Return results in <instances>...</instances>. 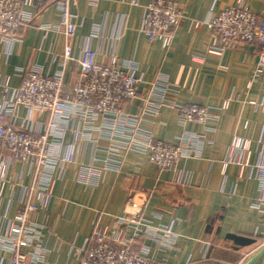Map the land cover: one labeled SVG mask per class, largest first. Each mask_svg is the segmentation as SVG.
Returning a JSON list of instances; mask_svg holds the SVG:
<instances>
[{
	"label": "crops",
	"instance_id": "0c3cea01",
	"mask_svg": "<svg viewBox=\"0 0 264 264\" xmlns=\"http://www.w3.org/2000/svg\"><path fill=\"white\" fill-rule=\"evenodd\" d=\"M39 1L40 6H24L33 20L20 30L21 40L0 44V81L9 80L11 88L20 86L23 71L37 66L53 75L63 62L66 37L42 28L57 25L61 12L48 0ZM152 1L76 0L71 6L78 16L71 42L74 57L79 58L83 49L90 47L99 60L106 62L113 53L119 64L132 61L142 81L141 93L164 76L176 85V90L168 93L171 99L208 107L218 119L183 126L173 110L163 108L140 123V128L159 141L172 143L188 133L203 137L199 156L180 160L172 170H159L148 154L138 152L122 153L119 170H106V154L83 144L76 161L66 165L64 178L57 181L48 207L31 215V220L42 226L39 244L47 253L41 264H79V250L90 242L94 231H114L127 202L140 197L146 202L145 220L155 228L170 229L176 238L170 247L145 235L134 237L132 228H124L122 244L134 250L147 248L153 264H244L264 239L263 214L255 207L261 195L255 168L264 165V75L255 74L258 49L244 45L221 55L211 53V30L205 25L193 26L197 20L208 22L237 0H177L185 18L167 48L141 32L144 8ZM244 2L256 15L264 14V0ZM97 27L99 36L91 38ZM79 70L76 61L67 62L64 79L68 87L77 82ZM5 95L1 85L0 105ZM227 100L228 108L219 110ZM123 109L137 113L139 100ZM27 117V110L19 108L16 125H22ZM48 118V114L35 116L30 125L41 130ZM236 138L250 142L249 150L241 155L232 150ZM71 141L68 138L66 143ZM234 157L236 161H230ZM84 167L92 170L87 172ZM8 177L11 184L0 196V235L7 219L25 205L23 187L32 184L33 169L15 162ZM10 257L0 247V260ZM254 264H264V254Z\"/></svg>",
	"mask_w": 264,
	"mask_h": 264
},
{
	"label": "built area",
	"instance_id": "2783aa9c",
	"mask_svg": "<svg viewBox=\"0 0 264 264\" xmlns=\"http://www.w3.org/2000/svg\"><path fill=\"white\" fill-rule=\"evenodd\" d=\"M48 2L60 10L61 20L57 25L46 24L42 28L63 34L68 41L61 68L50 75L33 66L22 72V82L16 88L9 86V80L0 81L6 94L0 105V196L11 184L8 170L13 163L29 164L33 169L32 184L23 187L26 203L14 217L7 219V227L0 235V247L11 254L8 260H0V264L44 262L47 251L39 244L42 226L32 221L31 215L48 207L57 181L64 178L66 165L76 161L83 144L89 143L96 151L106 154L103 160L106 170L118 171L122 153L127 152L148 154L159 170H172L180 160L199 156L203 137L188 133L168 143L155 140L140 128V123L158 115L162 108L173 110L183 126H200L218 119V114L208 107L184 105L171 99L168 93L175 91L176 85L164 76H159L141 93L142 81L137 77V65L132 61L119 64L111 53L105 62L99 60L97 52L90 47H85L81 56L75 58L71 42L76 35L78 16L72 13L71 6L76 0ZM25 5L40 6L41 2L0 0V44H15L21 40L20 30L33 20L25 11ZM184 18L177 0H153L144 8L141 32L167 48ZM203 25L213 34L208 48L211 53L221 55L228 49L256 46L255 74L264 75V14L256 15L244 0H237L236 5L224 8L208 22L197 20L193 23L195 29ZM99 34L97 27L91 38ZM71 60L76 61L80 70L77 82L68 87L64 79L65 68ZM137 99V113L125 112L124 105ZM229 104V100L225 101L219 110L227 109ZM21 107L27 110L28 117L17 126L15 121ZM45 114L49 118L43 129L30 125L33 117ZM75 121H78L77 126ZM68 138L72 140L70 143H66ZM249 147L248 140L236 138L232 150L241 155ZM230 161H236V157ZM84 168L87 172L92 170ZM255 175L261 193L255 207L264 218L263 164L256 166ZM140 198L137 202L132 200L130 210L124 211L114 231L109 232L107 228L94 231L90 242L79 250V264H153L147 248L134 250L122 244L126 227L134 230V237L145 235L170 247L175 244L176 238L170 229L155 228L145 220L146 202Z\"/></svg>",
	"mask_w": 264,
	"mask_h": 264
},
{
	"label": "water",
	"instance_id": "95a60500",
	"mask_svg": "<svg viewBox=\"0 0 264 264\" xmlns=\"http://www.w3.org/2000/svg\"><path fill=\"white\" fill-rule=\"evenodd\" d=\"M264 254V246L255 254H253L252 256H250L245 262L244 264H254V262Z\"/></svg>",
	"mask_w": 264,
	"mask_h": 264
},
{
	"label": "rangeland",
	"instance_id": "374dc122",
	"mask_svg": "<svg viewBox=\"0 0 264 264\" xmlns=\"http://www.w3.org/2000/svg\"><path fill=\"white\" fill-rule=\"evenodd\" d=\"M162 109H163V108H162ZM142 198H143V197H142ZM135 199L138 200V198H135ZM140 200H141V198H140ZM140 200H139V201H140ZM134 201L137 202L136 200H134ZM131 203H132V199H130V200L127 202L126 207H125V211H126V209L130 210V208H131V207H130ZM118 222H119V221H118ZM263 246H264V239L262 240L261 244L255 248V252L259 251V250L261 249V247H263ZM258 249H259V250H258ZM255 252H254V253H255Z\"/></svg>",
	"mask_w": 264,
	"mask_h": 264
},
{
	"label": "trees",
	"instance_id": "16d2710c",
	"mask_svg": "<svg viewBox=\"0 0 264 264\" xmlns=\"http://www.w3.org/2000/svg\"><path fill=\"white\" fill-rule=\"evenodd\" d=\"M238 241L245 243V244H252L253 240L251 239H237Z\"/></svg>",
	"mask_w": 264,
	"mask_h": 264
}]
</instances>
